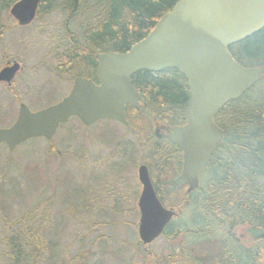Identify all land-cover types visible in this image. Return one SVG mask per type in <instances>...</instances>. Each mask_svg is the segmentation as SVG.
Wrapping results in <instances>:
<instances>
[{
  "label": "rangeland",
  "instance_id": "1",
  "mask_svg": "<svg viewBox=\"0 0 264 264\" xmlns=\"http://www.w3.org/2000/svg\"><path fill=\"white\" fill-rule=\"evenodd\" d=\"M0 14L5 27L0 35V55H9L24 66L15 82L16 96L31 109L58 101L77 76L63 69L66 61L57 56L63 50L55 40L59 36L63 41L65 18L53 12L38 15L23 29H10L7 26L15 23L7 11ZM2 64L0 57V68ZM252 90L264 91V79ZM18 104L12 93L0 86V127L16 119ZM144 113H128L127 126L98 121L84 127L74 118L59 126L50 142L32 139L13 152L1 145L0 225H13L37 206L35 214L47 217L43 224L53 225L51 232L47 226L40 228L43 245L53 249L44 264H185L180 263V254L184 257L191 237L170 240L161 236L147 247L139 239L138 166L145 163L153 183L169 188L167 207L177 209L186 190L174 183L173 173L152 168L146 143L152 141L155 120L148 117V111ZM200 181L202 188L204 176ZM202 193L199 189L194 195L199 198ZM235 235L242 246L251 241L247 228H236Z\"/></svg>",
  "mask_w": 264,
  "mask_h": 264
},
{
  "label": "trees",
  "instance_id": "2",
  "mask_svg": "<svg viewBox=\"0 0 264 264\" xmlns=\"http://www.w3.org/2000/svg\"><path fill=\"white\" fill-rule=\"evenodd\" d=\"M14 1L0 3L6 8ZM177 1L43 0L38 14L58 12L65 18L63 41L59 36L55 40L58 49L63 50L58 53L55 49L57 56L66 61L62 68L95 80L97 53L127 51ZM66 24H74V29L66 28ZM230 51L239 63L264 69V28L230 46ZM131 82L143 107L129 105L127 114L140 109L143 113L148 111L149 118L155 121L177 124L184 120L190 96L186 79L178 70H142L131 77ZM252 91L229 102L216 116L215 122L225 136L202 174L206 183L199 189L203 193L197 198L194 194L199 189L184 191L177 205L183 209L182 214L163 233L170 240L176 236L192 238L187 240L192 243L183 251L184 257L180 254V263L264 264V91ZM161 141L153 137L150 142L152 168L173 173L174 183L186 187L178 178L181 151L174 144ZM177 157L178 166L174 164ZM154 187L166 205L169 188L159 183ZM33 207L13 225H0V264H44L52 254V247L43 245L40 228L47 226L51 232L53 225L43 224L47 217H39L35 214L38 207ZM236 228L249 230L251 241L246 246L236 237ZM79 257L84 261L82 255Z\"/></svg>",
  "mask_w": 264,
  "mask_h": 264
},
{
  "label": "water",
  "instance_id": "3",
  "mask_svg": "<svg viewBox=\"0 0 264 264\" xmlns=\"http://www.w3.org/2000/svg\"><path fill=\"white\" fill-rule=\"evenodd\" d=\"M41 0H18L10 14L18 24H30ZM264 27V0H178L153 29L125 52L97 54V82L77 77L67 96L56 104L31 111L21 103L15 122L0 127V145L9 151L28 139L50 140L60 124L78 117L90 125L112 119L127 124L125 109L140 100L131 77L148 70L177 69L186 79L190 99L184 112L186 124L166 128L164 136L183 153L179 178L187 193L199 187V177L222 140L214 117L230 101L239 99L261 79L262 68L245 67L229 50ZM18 63L0 70V82L11 84ZM140 240L158 238L180 210L166 208L153 187L148 167L138 168Z\"/></svg>",
  "mask_w": 264,
  "mask_h": 264
},
{
  "label": "flooded vegetation",
  "instance_id": "4",
  "mask_svg": "<svg viewBox=\"0 0 264 264\" xmlns=\"http://www.w3.org/2000/svg\"><path fill=\"white\" fill-rule=\"evenodd\" d=\"M17 1L18 0H15L13 3H11L9 5V7H6V8L3 6V3H0L1 4V6H0V13L3 12L4 10H6L7 11V16L9 17V19L12 20L15 23V24H12L11 26H7L8 28H10V27L12 28V27L16 26V28H22L23 29L25 27L24 26H20L16 22V20L10 15V9L13 6V4L16 3ZM39 8H40V5H39ZM0 17H1V14H0ZM4 29H5V27H2V23H0V35H2L4 33ZM13 29H15V28H13ZM0 57H1L2 62H3L2 67L0 68V70L2 68H4V67L8 66V65H11L14 62L20 63V62L14 60V59H11V57L9 55H3V54H1ZM21 67L22 68L20 69V71L18 73H16V75L14 76V79H13L11 85H8L6 82H0V86H3L9 92H11L12 95L14 94L15 96L17 95L16 89H15L16 88L15 82L17 81L19 74L24 69V66H21ZM136 110H138V112H137L138 114H144V113H142V111L140 109H136ZM182 124H185V119L182 122L177 123V124H168V123H164L162 121L161 122L160 121H155L154 132L152 133V137H154L155 139H159V141H161V140L162 141H167V139L164 137V134L166 133V128L173 127V126H176V125H182ZM149 145H150V142L148 144L146 143L147 148H149ZM178 159H179L178 157L175 159L176 163H177V160Z\"/></svg>",
  "mask_w": 264,
  "mask_h": 264
}]
</instances>
